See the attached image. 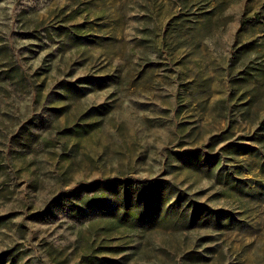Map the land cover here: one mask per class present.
Returning <instances> with one entry per match:
<instances>
[{"label": "rangeland", "instance_id": "obj_1", "mask_svg": "<svg viewBox=\"0 0 264 264\" xmlns=\"http://www.w3.org/2000/svg\"><path fill=\"white\" fill-rule=\"evenodd\" d=\"M0 264H264V0H0Z\"/></svg>", "mask_w": 264, "mask_h": 264}, {"label": "trees", "instance_id": "obj_2", "mask_svg": "<svg viewBox=\"0 0 264 264\" xmlns=\"http://www.w3.org/2000/svg\"><path fill=\"white\" fill-rule=\"evenodd\" d=\"M121 196L123 197V202L128 203V201H134V211L128 213V209H124L121 213L120 219L125 221L129 220L130 217L134 219V225H146L147 222H154V217L150 214V208L153 206L159 210V204L162 202L163 198L172 199V196L175 195V198L172 200L170 207H172L177 215V223H189V228H194L197 223L202 220V215L204 213L203 206H199V203H193L188 201L186 206V211H183L178 215L179 206L181 202L185 200L186 194H183L181 190L177 189L173 184L168 180H149L145 182H128L127 187L120 191ZM100 192L95 193L94 200L100 199ZM144 206V207H143ZM161 206V205H160ZM145 211H141L142 208ZM129 218V219H128ZM202 223V222H201ZM206 223V222H203Z\"/></svg>", "mask_w": 264, "mask_h": 264}]
</instances>
